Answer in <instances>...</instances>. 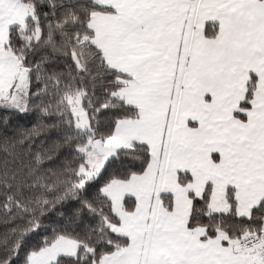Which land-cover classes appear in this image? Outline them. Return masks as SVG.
Segmentation results:
<instances>
[{
	"label": "snow or ice",
	"instance_id": "obj_1",
	"mask_svg": "<svg viewBox=\"0 0 264 264\" xmlns=\"http://www.w3.org/2000/svg\"><path fill=\"white\" fill-rule=\"evenodd\" d=\"M0 264H264V0H0Z\"/></svg>",
	"mask_w": 264,
	"mask_h": 264
},
{
	"label": "trees",
	"instance_id": "obj_2",
	"mask_svg": "<svg viewBox=\"0 0 264 264\" xmlns=\"http://www.w3.org/2000/svg\"><path fill=\"white\" fill-rule=\"evenodd\" d=\"M28 118L25 117L23 121H21L22 125L25 126V127H28L30 125H28L27 123H25V121L27 120Z\"/></svg>",
	"mask_w": 264,
	"mask_h": 264
}]
</instances>
